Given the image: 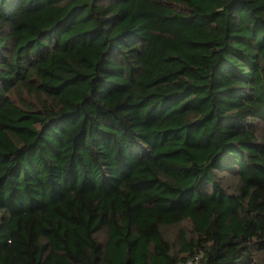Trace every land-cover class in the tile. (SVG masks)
<instances>
[{"label":"trees","instance_id":"trees-1","mask_svg":"<svg viewBox=\"0 0 264 264\" xmlns=\"http://www.w3.org/2000/svg\"><path fill=\"white\" fill-rule=\"evenodd\" d=\"M187 261L264 264V0H0V264Z\"/></svg>","mask_w":264,"mask_h":264},{"label":"rangeland","instance_id":"rangeland-1","mask_svg":"<svg viewBox=\"0 0 264 264\" xmlns=\"http://www.w3.org/2000/svg\"><path fill=\"white\" fill-rule=\"evenodd\" d=\"M24 96L26 97V98H28V99H34V98H32V96H29V95H27L26 93H24ZM48 103H49V101H48ZM227 180L229 181V183L230 182H232L231 180H230V178H228L227 177ZM179 228L181 229V228H186V226H185V224H181V225H176V226H169V227H164L163 229H162V231H163V233H164V235H165V238L166 239H168V240H170V241H172V242H176V237H177V234H178V230H179ZM100 241H104L105 240V238H106V234H105V232L104 231H100V232H98L97 233V236H96Z\"/></svg>","mask_w":264,"mask_h":264},{"label":"built area","instance_id":"built-area-1","mask_svg":"<svg viewBox=\"0 0 264 264\" xmlns=\"http://www.w3.org/2000/svg\"><path fill=\"white\" fill-rule=\"evenodd\" d=\"M185 264H190V261H187Z\"/></svg>","mask_w":264,"mask_h":264}]
</instances>
